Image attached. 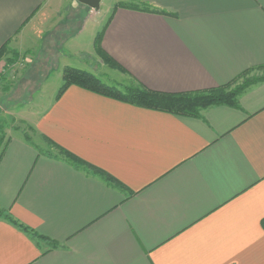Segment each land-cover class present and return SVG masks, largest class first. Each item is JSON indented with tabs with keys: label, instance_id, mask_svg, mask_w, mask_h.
Masks as SVG:
<instances>
[{
	"label": "crops",
	"instance_id": "1",
	"mask_svg": "<svg viewBox=\"0 0 264 264\" xmlns=\"http://www.w3.org/2000/svg\"><path fill=\"white\" fill-rule=\"evenodd\" d=\"M135 1L92 23L77 0H0V47L40 61L29 100L46 103L25 111L38 144L10 136L0 150V211L45 240L0 215V264H264V80L198 117L74 84L55 99L66 66L106 83L88 59L101 30L135 86L195 91L264 71V0L114 9Z\"/></svg>",
	"mask_w": 264,
	"mask_h": 264
},
{
	"label": "trees",
	"instance_id": "2",
	"mask_svg": "<svg viewBox=\"0 0 264 264\" xmlns=\"http://www.w3.org/2000/svg\"><path fill=\"white\" fill-rule=\"evenodd\" d=\"M117 7H124L136 10H145V11H153V12H163L158 9L152 8L150 5L135 1L133 3H117L114 6V9ZM110 15L109 19L111 18ZM109 21V20H108ZM107 21V23H108ZM103 30L97 33L94 39V50L101 57V59L108 66L115 68L120 71H124V69L114 60L112 59L106 52L101 48V38H102ZM6 44H3L0 47V59L3 56ZM15 59L12 61L6 60L8 65H11ZM249 71H244L239 77L233 79L232 81L216 86L208 89H201L195 91H184V92H161L155 91L148 88H145L141 85L135 87H127L124 92H121L114 87L108 86L105 83L101 82L97 77L83 70H79L73 67L66 66L62 70L61 79L62 84L57 90L55 99L59 98V96L66 90V88L72 84L82 87L84 89L96 92L98 94H102L111 98L118 99L120 101H124L135 106L154 109L159 111H164L168 113H172L178 116H188V117H198L200 111L205 109L211 105L217 104H226L229 106H237L236 99L237 96L248 86L250 83L264 80V75L260 77H254L250 79H246L241 85L229 89L230 84L244 76ZM48 144L52 145L58 153L63 155L69 161H72L76 166L92 168L94 172H100L98 169L88 165L87 163L81 161L73 154L64 150L60 146L54 144L53 142L47 140ZM109 179L110 177H106ZM0 215H2L5 219L10 222L18 225L20 228L25 230L28 234L35 238H39L45 240L44 237L34 233L32 230L28 229L21 224H18L15 220H13L7 213L0 211ZM261 226L264 230V218L261 220Z\"/></svg>",
	"mask_w": 264,
	"mask_h": 264
},
{
	"label": "rangeland",
	"instance_id": "3",
	"mask_svg": "<svg viewBox=\"0 0 264 264\" xmlns=\"http://www.w3.org/2000/svg\"><path fill=\"white\" fill-rule=\"evenodd\" d=\"M113 5L114 0H101L97 10L83 5V19L85 16H88V19L92 23L97 21L103 22L109 17ZM86 56L87 54H84V57ZM90 57H88L90 69L100 74L106 81V85L114 87L121 92H124L127 87H135L128 76L108 66L96 52L91 59ZM7 59L9 61L15 59V61L11 65H8L6 63ZM28 59L24 60L23 57H20V53L8 46H6L5 52L0 59V150L3 142L10 136H21L26 141H30L36 145L38 144V140H40L34 134L30 118H27L29 111L25 112L28 109H34L37 112L46 104L37 100L32 102L29 100L31 92L40 86L41 76L38 75L41 70L37 69L40 61L30 63ZM260 75H264L263 70L254 71L253 73L248 72L230 84L229 89L241 85L246 79ZM52 150V148L47 147L43 152L50 154L49 151ZM56 153L60 155L58 151Z\"/></svg>",
	"mask_w": 264,
	"mask_h": 264
},
{
	"label": "water",
	"instance_id": "4",
	"mask_svg": "<svg viewBox=\"0 0 264 264\" xmlns=\"http://www.w3.org/2000/svg\"><path fill=\"white\" fill-rule=\"evenodd\" d=\"M79 3L89 7L90 9L97 10L100 6L101 0H77Z\"/></svg>",
	"mask_w": 264,
	"mask_h": 264
}]
</instances>
